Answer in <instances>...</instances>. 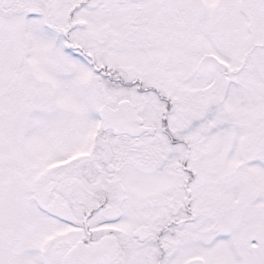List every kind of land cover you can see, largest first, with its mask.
Wrapping results in <instances>:
<instances>
[{
    "label": "snow or ice",
    "instance_id": "1",
    "mask_svg": "<svg viewBox=\"0 0 264 264\" xmlns=\"http://www.w3.org/2000/svg\"><path fill=\"white\" fill-rule=\"evenodd\" d=\"M0 264H264V0H0Z\"/></svg>",
    "mask_w": 264,
    "mask_h": 264
}]
</instances>
